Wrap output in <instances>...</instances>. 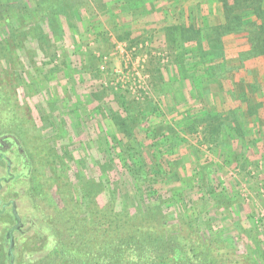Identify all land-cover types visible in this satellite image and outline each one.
I'll return each mask as SVG.
<instances>
[{"label":"rangeland","instance_id":"1","mask_svg":"<svg viewBox=\"0 0 264 264\" xmlns=\"http://www.w3.org/2000/svg\"><path fill=\"white\" fill-rule=\"evenodd\" d=\"M221 21L216 0H0V47L4 42L8 51L0 56V137L39 128L59 157L69 153L68 163L46 162L42 173L52 176L56 166L75 184L78 174L103 180L108 192H117L120 206L140 190L117 165L112 146L119 142L110 134L117 132L116 117L145 109L133 140L143 145L136 160L145 164L150 179L145 193L172 221L184 207L170 200L177 192L194 208L209 244L197 264L214 261L220 251L226 260L243 256L238 264H264V112H248L250 106L264 105V97L237 84L245 94L235 98L231 85L239 74L227 73L223 80L209 75L204 82L193 80L190 72L182 76L186 46L189 62L197 61L198 50L195 39L184 44V30L201 27L205 34ZM222 39L235 66L236 37L224 34ZM22 115L29 119L27 129L16 119ZM148 126L162 127L166 135L155 141L161 159L144 150L151 141L142 131ZM6 147L0 143L6 154L0 159V264L9 249L6 232L16 222L17 264H28L26 257L37 255L27 253L40 248L42 237L32 220L40 219L41 211L49 213L51 205L31 190V170L13 183L4 180L6 172L19 175L22 170L14 141ZM6 159L13 161L8 169ZM106 162L112 166L105 168ZM53 183L45 189L57 198ZM222 191L225 204L215 198Z\"/></svg>","mask_w":264,"mask_h":264},{"label":"trees","instance_id":"2","mask_svg":"<svg viewBox=\"0 0 264 264\" xmlns=\"http://www.w3.org/2000/svg\"><path fill=\"white\" fill-rule=\"evenodd\" d=\"M216 1L222 21L210 26L212 32L206 31L204 34L201 27L184 30L183 26H172V29L184 30L186 37L183 40L184 44L195 39V46L198 47L194 54L197 61L192 59L189 62L186 55L190 54L191 50L187 46V51L184 50L185 53L182 57L180 56L184 62L181 63L184 67L182 76L188 77L186 73L190 72L193 80L196 78L204 82L207 81L209 75L210 77L216 75V79L223 80L228 77L227 73L239 74V81L233 85L230 84L233 87L231 91L234 97H240L241 93L245 94V90L240 92L236 85L246 84L250 93L254 96L261 93V98H263L264 0ZM204 27H209V25L205 23ZM187 32H189V37L186 35ZM224 34H232L236 37L238 63L235 66L229 64L226 52H224L222 39ZM173 41L177 42L176 38ZM176 42L174 43L176 44ZM1 43L0 56L5 58L8 55L7 47L3 45L4 42ZM205 43L208 44V49L204 48ZM178 46L182 47L183 44L180 43ZM192 49L194 50V48ZM180 57L177 58V61H180ZM210 67L211 70H209ZM259 73L261 77L257 79ZM263 99L262 101H264ZM119 103L123 108L128 109L123 102ZM258 105L259 107L250 106L248 112L255 113L257 110L264 112V105L261 102ZM146 112L143 109L142 112L134 111L131 114L126 112V116L116 117V126L119 125L117 132L110 134L116 142H119V145L112 146L115 157L118 158L117 165L129 173L140 190V196L134 195L133 199L130 197L128 201L120 205L121 207L117 204V192H108L103 180L78 174V184H75L67 176L58 173L56 166L52 167V164L58 166L59 163H65V160L68 163L69 159H66L69 158L68 151L65 152V159L59 157L58 149H55L53 145L50 146V139L45 138L39 128L28 130L25 127L29 126V119L24 115L17 116L16 119H19L23 124L21 127L26 128L27 131L0 137L3 150L7 148L6 145L14 141L15 159L19 166H22L19 175L6 172V176H3L4 180L13 183L20 177H27L28 171L31 170L32 176L29 180L31 190L37 192L36 195L41 194L38 199L40 198L45 203L49 202L51 205L49 213L41 211V218L38 219L35 216L32 220L33 225L42 231V237L38 245L40 248L33 250L30 254L27 253V255H37L35 258L27 256L28 264H197L201 260L203 255L201 252L209 249V244L206 245L208 241L204 240L208 238L201 235L200 217L197 216L194 208L187 206L183 194L177 192V195L170 197V200L179 204V207L182 204L184 206L172 221L171 217L164 213L160 204L151 202L150 193H145L144 185L150 179L145 170V164L138 165L136 160V155L140 153L143 145H135L133 140H137L135 125L141 122L142 117L146 116ZM42 119L44 120L45 117ZM160 128L148 126L142 129L145 136L151 140L147 149L144 150H147L154 160L159 157L161 159L164 155L155 142L162 136L166 137L162 132V127ZM168 137L173 138V135ZM3 157H6V154L0 150V159ZM12 162L10 159L7 160L6 169L10 167L8 163ZM46 162L52 163L51 167L54 171L53 175L49 177L46 173H42L44 170L41 169L46 168L44 167ZM23 163L25 164L23 165ZM32 164H34V168L31 167ZM109 164L102 163L105 168ZM24 169L27 170L22 172ZM51 181L54 183L50 189L55 188L57 198L55 194L50 196L49 190L45 189ZM209 191L214 192L213 189ZM36 195L34 196L35 202H37ZM105 196H108V199ZM217 196L219 198L215 197L216 200L221 199L224 204L226 203L227 195L224 191ZM103 197L104 202L102 203L101 198ZM146 198L149 199V202H146ZM158 199L161 202L165 200L162 197H158ZM10 204L16 210L17 205L14 201L11 200ZM31 205L36 211V205ZM16 219L18 221V217ZM16 224L14 229H8L5 235L9 248L5 264H17L19 237L14 232L18 229L19 224L17 222ZM196 227L200 229L196 230ZM21 248H25V246ZM223 254L220 251L214 261H211V258H205L204 264H238L243 258V256L234 254L226 260Z\"/></svg>","mask_w":264,"mask_h":264}]
</instances>
